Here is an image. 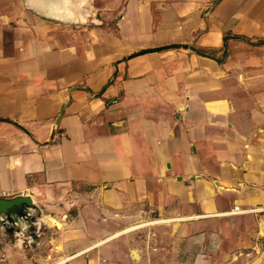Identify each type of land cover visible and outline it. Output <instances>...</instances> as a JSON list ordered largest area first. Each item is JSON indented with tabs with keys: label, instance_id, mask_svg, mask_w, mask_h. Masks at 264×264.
<instances>
[{
	"label": "crops",
	"instance_id": "1",
	"mask_svg": "<svg viewBox=\"0 0 264 264\" xmlns=\"http://www.w3.org/2000/svg\"><path fill=\"white\" fill-rule=\"evenodd\" d=\"M20 195L42 230L0 227L6 264H213L204 243L264 264V0H0V198Z\"/></svg>",
	"mask_w": 264,
	"mask_h": 264
},
{
	"label": "water",
	"instance_id": "2",
	"mask_svg": "<svg viewBox=\"0 0 264 264\" xmlns=\"http://www.w3.org/2000/svg\"><path fill=\"white\" fill-rule=\"evenodd\" d=\"M185 48L201 53L191 44L185 45ZM227 52L226 47L224 53L218 59H222ZM19 127L21 126L19 125ZM38 223L39 216L31 196L20 195L13 198H0V227L9 232H17L20 235L28 236L30 244L35 245L40 237L39 231L42 230Z\"/></svg>",
	"mask_w": 264,
	"mask_h": 264
},
{
	"label": "rangeland",
	"instance_id": "3",
	"mask_svg": "<svg viewBox=\"0 0 264 264\" xmlns=\"http://www.w3.org/2000/svg\"><path fill=\"white\" fill-rule=\"evenodd\" d=\"M146 221H149V220H146ZM157 224V223H155ZM190 246L192 245H189V248ZM157 251H152V249H149L150 252H158L159 251V245L157 243ZM230 248H232V245H228L225 247L226 250H230ZM223 248L220 247V245H216V244H213V243H204V244H200V252H203V254H207L208 252H212L210 253L211 255H214L215 256V259L213 261V264H237L239 262V258L243 257V256H249L250 253H247L245 251H240V250H248L250 249L249 247L247 248H236V249H233V250H230L231 253L233 254V259H230V260H227L225 259V256H224V253L222 252ZM188 250V253H191L192 250ZM229 251V252H230ZM228 252V253H229ZM208 255V254H207ZM223 256V257H222ZM154 260L158 261L160 264H163V262L159 259H155L153 258L151 261L153 262ZM242 264H251L250 260H248L246 263H242Z\"/></svg>",
	"mask_w": 264,
	"mask_h": 264
},
{
	"label": "built area",
	"instance_id": "4",
	"mask_svg": "<svg viewBox=\"0 0 264 264\" xmlns=\"http://www.w3.org/2000/svg\"><path fill=\"white\" fill-rule=\"evenodd\" d=\"M234 211L235 212H241V211H245V210H239V207L235 206ZM156 225H158V224H153L152 226L147 224V225H143V226L135 229L136 231H138V230L142 231V230L148 229V231L146 232L147 247H148V249H152V251H157V249H158V247H157L158 234H157V231L155 229ZM5 262H6V255H5V253H2L0 255V264H6ZM150 264H160V263L158 261L154 260L153 262L151 261Z\"/></svg>",
	"mask_w": 264,
	"mask_h": 264
}]
</instances>
